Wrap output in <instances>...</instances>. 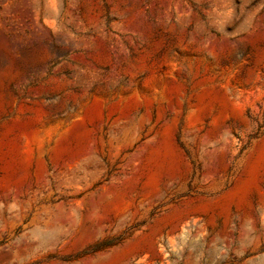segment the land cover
Listing matches in <instances>:
<instances>
[{
	"label": "rangeland",
	"instance_id": "374dc122",
	"mask_svg": "<svg viewBox=\"0 0 264 264\" xmlns=\"http://www.w3.org/2000/svg\"><path fill=\"white\" fill-rule=\"evenodd\" d=\"M0 264H264V0H0Z\"/></svg>",
	"mask_w": 264,
	"mask_h": 264
},
{
	"label": "bare ground",
	"instance_id": "6f19581e",
	"mask_svg": "<svg viewBox=\"0 0 264 264\" xmlns=\"http://www.w3.org/2000/svg\"><path fill=\"white\" fill-rule=\"evenodd\" d=\"M5 74H0V81H2L3 77H4Z\"/></svg>",
	"mask_w": 264,
	"mask_h": 264
}]
</instances>
